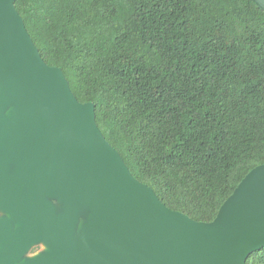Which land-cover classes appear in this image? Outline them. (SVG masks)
<instances>
[{
  "label": "trees",
  "instance_id": "1",
  "mask_svg": "<svg viewBox=\"0 0 264 264\" xmlns=\"http://www.w3.org/2000/svg\"><path fill=\"white\" fill-rule=\"evenodd\" d=\"M48 65L131 173L212 221L264 163V11L253 0H15ZM246 264H264V247Z\"/></svg>",
  "mask_w": 264,
  "mask_h": 264
},
{
  "label": "water",
  "instance_id": "2",
  "mask_svg": "<svg viewBox=\"0 0 264 264\" xmlns=\"http://www.w3.org/2000/svg\"><path fill=\"white\" fill-rule=\"evenodd\" d=\"M0 211V264H246L264 247V163L212 221L167 207L0 0Z\"/></svg>",
  "mask_w": 264,
  "mask_h": 264
},
{
  "label": "rangeland",
  "instance_id": "3",
  "mask_svg": "<svg viewBox=\"0 0 264 264\" xmlns=\"http://www.w3.org/2000/svg\"><path fill=\"white\" fill-rule=\"evenodd\" d=\"M80 225H81V223H80ZM46 248H47V246L44 243L40 242V243L36 244L35 247L31 251L27 252L25 257L35 256V255L43 252L42 250H45Z\"/></svg>",
  "mask_w": 264,
  "mask_h": 264
},
{
  "label": "flooded vegetation",
  "instance_id": "4",
  "mask_svg": "<svg viewBox=\"0 0 264 264\" xmlns=\"http://www.w3.org/2000/svg\"><path fill=\"white\" fill-rule=\"evenodd\" d=\"M0 214L2 215V212L0 211ZM35 246H33L29 251H31L33 248H34ZM28 251V252H29ZM42 251H44V250H42ZM32 257V256H31Z\"/></svg>",
  "mask_w": 264,
  "mask_h": 264
}]
</instances>
